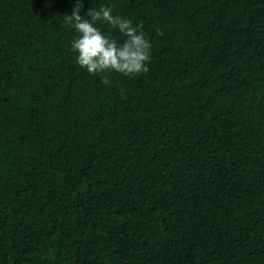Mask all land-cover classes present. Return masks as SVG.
Listing matches in <instances>:
<instances>
[{"label": "trees", "instance_id": "16d2710c", "mask_svg": "<svg viewBox=\"0 0 264 264\" xmlns=\"http://www.w3.org/2000/svg\"><path fill=\"white\" fill-rule=\"evenodd\" d=\"M83 4L149 72L81 68L75 0H0V264H264V0Z\"/></svg>", "mask_w": 264, "mask_h": 264}, {"label": "clouds", "instance_id": "9594fccd", "mask_svg": "<svg viewBox=\"0 0 264 264\" xmlns=\"http://www.w3.org/2000/svg\"><path fill=\"white\" fill-rule=\"evenodd\" d=\"M83 7V0H75L72 13L64 16V22L77 33L71 47L77 53L78 65L90 74L101 75L102 83L106 86L111 83L107 75L110 72L126 77L148 73L151 43L142 31V25L136 26L132 20L114 15L108 6H102L99 10L90 9L85 16H81ZM96 22H104L118 29L124 37L123 41L118 42L103 34L95 26Z\"/></svg>", "mask_w": 264, "mask_h": 264}]
</instances>
